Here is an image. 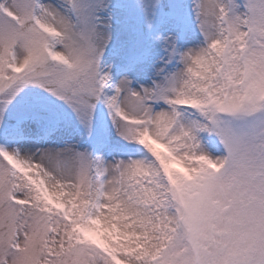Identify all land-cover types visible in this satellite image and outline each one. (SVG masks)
Instances as JSON below:
<instances>
[{
    "label": "snow or ice",
    "instance_id": "snow-or-ice-1",
    "mask_svg": "<svg viewBox=\"0 0 264 264\" xmlns=\"http://www.w3.org/2000/svg\"><path fill=\"white\" fill-rule=\"evenodd\" d=\"M0 264H264V0H0Z\"/></svg>",
    "mask_w": 264,
    "mask_h": 264
}]
</instances>
